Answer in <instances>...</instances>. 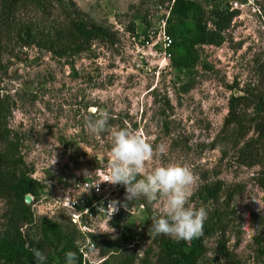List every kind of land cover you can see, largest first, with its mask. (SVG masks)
Masks as SVG:
<instances>
[{"label":"rangeland","instance_id":"rangeland-1","mask_svg":"<svg viewBox=\"0 0 264 264\" xmlns=\"http://www.w3.org/2000/svg\"><path fill=\"white\" fill-rule=\"evenodd\" d=\"M168 1L25 0L7 15L0 0V101L10 140L41 185L38 198L30 197L34 222L23 231L38 242L41 221L47 220L75 232L61 204L73 197L89 200L81 185L108 180L110 136L85 127L87 118L107 112L112 129L140 133L154 149L163 146L147 172L170 164L193 171L197 179L188 206L204 207V223L212 228L199 264H264V190L258 182L264 139L253 132L256 112L241 106L242 129L225 126L232 98L264 90V0L237 11L230 10V0H192L207 15L214 5L236 15L221 45L197 46L198 62L186 71L135 57L131 29L142 34L156 28L158 7L163 12ZM71 20L104 28L110 40L75 53L65 39ZM214 184L221 186L218 199L201 200L203 188ZM112 186L118 194L115 210L96 221L105 232L93 239L90 264H119L129 255L141 264L146 253L147 264H156L157 242H176L148 234L161 202H127L124 186ZM5 212L0 200V237ZM76 239L78 245L81 238ZM39 251L45 264H60L54 245ZM33 264H38L34 256Z\"/></svg>","mask_w":264,"mask_h":264},{"label":"trees","instance_id":"trees-1","mask_svg":"<svg viewBox=\"0 0 264 264\" xmlns=\"http://www.w3.org/2000/svg\"><path fill=\"white\" fill-rule=\"evenodd\" d=\"M25 0H1L3 11L10 15ZM169 0L168 2H170ZM213 4L217 0H210ZM236 13L228 9H220L214 5L207 15L201 5L192 0H174L170 17L167 21V34L173 42L171 68L186 71L198 62L197 46H220L222 33L230 27ZM177 21V24L174 23ZM189 20L190 24L186 22ZM209 25L211 28H209ZM134 35L135 30L130 31ZM66 38L75 53L88 50L94 42L105 43L110 40L109 33L102 27L87 24L83 21L68 23ZM251 108L256 112L253 132L264 139V90L259 95L232 98L229 104V114L225 126L234 125L242 129L244 121L239 107ZM7 110L0 101V200L5 203V230L0 237V264H33V249L41 250L54 245L55 254L60 264H65V254L69 251L76 253V264H82L78 253L79 239L77 230L67 232L60 225L42 220L39 226L41 240L36 242L24 233L23 228L31 226L34 215L31 206L25 205V197L36 200L41 185L30 177L23 162L16 142L10 140L7 124ZM264 190V171L258 179ZM221 192L220 184L205 186L201 193V200L216 201ZM212 228L204 223V234L190 243L170 242L160 239L157 242L156 264H199L205 257L204 238L210 236ZM97 236H94L96 238ZM264 254V252H263ZM148 253L141 261L147 264ZM136 256H126L119 264H134ZM107 264V263H105Z\"/></svg>","mask_w":264,"mask_h":264},{"label":"clouds","instance_id":"clouds-1","mask_svg":"<svg viewBox=\"0 0 264 264\" xmlns=\"http://www.w3.org/2000/svg\"><path fill=\"white\" fill-rule=\"evenodd\" d=\"M109 118L107 112H100L85 121V127L91 134L107 133L110 136V171L106 182L124 186L127 202L141 198L148 204L157 200L161 202V215L151 217L148 234L164 235L176 242L188 243L202 237L208 212L204 207L188 206L197 179L191 168L170 164L147 172V163L163 154V146L154 149L140 133L112 129L108 124ZM114 204L110 205L112 211L115 210ZM32 251L38 264H45L47 257L37 249ZM65 264H76L75 252L65 254Z\"/></svg>","mask_w":264,"mask_h":264},{"label":"built area","instance_id":"built-area-1","mask_svg":"<svg viewBox=\"0 0 264 264\" xmlns=\"http://www.w3.org/2000/svg\"><path fill=\"white\" fill-rule=\"evenodd\" d=\"M174 0L168 2L160 13L156 28H148L145 33L132 35L134 42L135 57L139 63H147L148 58L157 61V66L164 64L163 68H171L173 42L167 34V21L170 17ZM231 11L240 10L241 7L256 8L253 0H230ZM83 192L90 194V199L73 197L63 202L62 209L71 219L81 240L78 244V253L82 258V264H90L88 255L96 252L93 242L94 236H100L103 227L97 226L96 221H105V217L112 211L110 205L118 196L116 188L107 182H91L81 185ZM115 206V205H114Z\"/></svg>","mask_w":264,"mask_h":264},{"label":"water","instance_id":"water-1","mask_svg":"<svg viewBox=\"0 0 264 264\" xmlns=\"http://www.w3.org/2000/svg\"><path fill=\"white\" fill-rule=\"evenodd\" d=\"M24 202H25V205L29 207L31 206L32 199L29 196H26Z\"/></svg>","mask_w":264,"mask_h":264}]
</instances>
